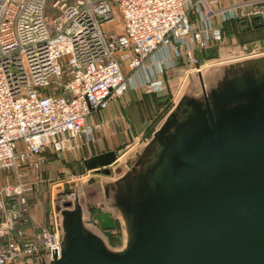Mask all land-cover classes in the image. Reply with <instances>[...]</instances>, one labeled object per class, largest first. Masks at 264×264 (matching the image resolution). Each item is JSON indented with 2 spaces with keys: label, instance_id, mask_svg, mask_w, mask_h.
I'll use <instances>...</instances> for the list:
<instances>
[{
  "label": "water",
  "instance_id": "water-1",
  "mask_svg": "<svg viewBox=\"0 0 264 264\" xmlns=\"http://www.w3.org/2000/svg\"><path fill=\"white\" fill-rule=\"evenodd\" d=\"M185 75L148 140L83 160L84 178L52 205L60 253L19 264H264V49ZM92 195L121 245L92 222Z\"/></svg>",
  "mask_w": 264,
  "mask_h": 264
},
{
  "label": "built area",
  "instance_id": "built-area-1",
  "mask_svg": "<svg viewBox=\"0 0 264 264\" xmlns=\"http://www.w3.org/2000/svg\"><path fill=\"white\" fill-rule=\"evenodd\" d=\"M229 2L0 0V170L18 176L0 188V264L60 253L56 219L31 224L29 192L41 180L47 149L60 157L70 142L90 137L86 121L129 89L125 65L143 67L162 49L183 57L221 40L224 23L236 16L264 19V0ZM253 3L259 7L241 11ZM118 15L122 32L106 31ZM219 61L194 59L185 78ZM162 88L157 80L155 89Z\"/></svg>",
  "mask_w": 264,
  "mask_h": 264
},
{
  "label": "rangeland",
  "instance_id": "rangeland-1",
  "mask_svg": "<svg viewBox=\"0 0 264 264\" xmlns=\"http://www.w3.org/2000/svg\"><path fill=\"white\" fill-rule=\"evenodd\" d=\"M250 1L254 0H242L240 3ZM233 4L235 3L230 2V5ZM252 5L248 8L251 7L250 9L254 10L259 7L256 4ZM248 8L244 7L241 11L246 13ZM50 13L48 10L49 17ZM239 19L241 18L236 16L227 21L221 40L211 41L205 47H195L183 57L176 58L167 50L170 56L164 57V60L169 57L171 59L169 62L164 61L160 74H157V59H153V55L143 67L138 69L132 70L125 65L129 89L122 96L114 98L107 109L96 113L86 121V124L92 127L90 137L87 138L82 134L77 140L70 142L73 146L67 147L60 157H57L50 149L45 152L46 161L41 168V180L29 192L32 210L37 209L39 215L47 219L50 213V199H53V202L59 201L61 196H67L73 192L75 177H79L80 180L84 178L82 177L85 174L84 159L110 150H115L118 154H126L148 140L174 105L175 94L179 91V87L178 90L176 89L179 78L194 66V59L201 63L215 60H220L217 63H221L225 58L243 54L248 41L257 40L258 44L264 45V29L252 34L243 33L238 30ZM216 22L219 24L220 20L216 19ZM104 29L122 32L121 17L118 15L114 21L105 24ZM157 80L161 81L163 87L159 91L155 89ZM89 175H94V172ZM16 183H18V176L14 171L0 170V188ZM62 192L64 194H61ZM80 193L83 194L82 190ZM99 205L100 202L91 203L92 222L101 230L102 226L114 225L107 234L102 231L116 242V244L111 243L113 246L121 245L123 237L116 215Z\"/></svg>",
  "mask_w": 264,
  "mask_h": 264
},
{
  "label": "crops",
  "instance_id": "crops-1",
  "mask_svg": "<svg viewBox=\"0 0 264 264\" xmlns=\"http://www.w3.org/2000/svg\"><path fill=\"white\" fill-rule=\"evenodd\" d=\"M242 0H230V2H234V3H240ZM230 2H229V4H230ZM246 8H248V7H246ZM250 8L251 7H249L248 9H247V11H249L250 10ZM168 49H162V50H160L158 53L156 52V53H154L153 54V56H152V58L153 59H157V74L159 73V72H161V69H162V64L164 63V61H166L167 62V60H168V62L170 61L169 59H171L170 57L169 58H166L165 60H164V57H167V56H170L169 54H168V51H167ZM169 53H170V51H169ZM156 57V58H155ZM151 58V59H152ZM160 74V73H159ZM101 112V111H100ZM97 113H99V112H97ZM95 115V114H94ZM93 115V116H94ZM91 118V117H90ZM99 153H101V152H99ZM98 154V153H97ZM96 155V154H95ZM45 156H46V154H45ZM61 194H64V192H62ZM61 194L59 195V196H61ZM64 196V195H63ZM30 200V199H29ZM30 203H31V201H29ZM55 202V201H54ZM53 202V200L52 199H50V213H49V215H48V218L47 219H44L41 215H39V213H38V210L37 209H33L32 210V206H31V215H32V222H31V224H32V226L33 227H43V226H46V225H48L49 224V222H50V215H51V212H52V204L54 203ZM42 217V218H41Z\"/></svg>",
  "mask_w": 264,
  "mask_h": 264
},
{
  "label": "flooded vegetation",
  "instance_id": "flooded-vegetation-1",
  "mask_svg": "<svg viewBox=\"0 0 264 264\" xmlns=\"http://www.w3.org/2000/svg\"><path fill=\"white\" fill-rule=\"evenodd\" d=\"M242 21L243 22L240 23V25H242V32L243 33L246 32V33L252 34L254 32H257L258 30L264 29V25L259 26V27L256 26L258 23H260V21L259 20H257V21L253 20V17L243 19ZM243 28H245V30H243ZM250 43H256L257 44V47L264 48V45L261 46V44H258L257 40L256 41L255 40L248 41L245 45L250 44ZM94 174L95 175H100V173H98V172L97 173L94 172ZM70 194H68V195H70ZM95 201L96 202H99V198H97L96 195H92V196L89 197V199L87 201V205L89 207H92L91 206V203L95 204Z\"/></svg>",
  "mask_w": 264,
  "mask_h": 264
},
{
  "label": "trees",
  "instance_id": "trees-1",
  "mask_svg": "<svg viewBox=\"0 0 264 264\" xmlns=\"http://www.w3.org/2000/svg\"><path fill=\"white\" fill-rule=\"evenodd\" d=\"M239 21H240V23L242 22V20L241 19H239ZM229 22V21H228ZM228 22H225L224 23V25H223V32H224V29L226 28V24L228 23ZM238 30L239 31H242V25H240L239 27H238ZM68 167H70V166H68ZM71 193H73V192H71ZM93 207V206H92ZM100 210V209H99ZM114 228V225H107V226H102V230L104 231V232H106V234L109 232V230H111V229H113ZM109 238H110V241H111V243H113V244H116V242H114V240L112 241V239H111V237H110V235H109Z\"/></svg>",
  "mask_w": 264,
  "mask_h": 264
}]
</instances>
